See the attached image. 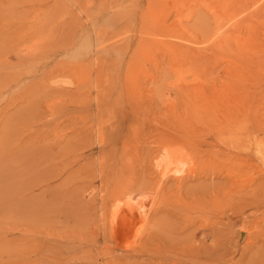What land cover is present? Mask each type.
<instances>
[{"label": "rangeland", "instance_id": "1", "mask_svg": "<svg viewBox=\"0 0 264 264\" xmlns=\"http://www.w3.org/2000/svg\"><path fill=\"white\" fill-rule=\"evenodd\" d=\"M49 1L0 0V264H264L262 0Z\"/></svg>", "mask_w": 264, "mask_h": 264}, {"label": "bare ground", "instance_id": "2", "mask_svg": "<svg viewBox=\"0 0 264 264\" xmlns=\"http://www.w3.org/2000/svg\"><path fill=\"white\" fill-rule=\"evenodd\" d=\"M32 1V0H31ZM34 1V0H33ZM51 1V0H50ZM49 1V2H50ZM253 2H254V0H252ZM256 1V3H261V2H259L258 0H255ZM256 3H253L252 4V6L254 5V4H256ZM262 3L264 4V0H262ZM261 3V5H259V6H261L262 8H264V6H263V4ZM246 4V3H245ZM242 5V4H241ZM241 5H239V7H238V9L241 7ZM248 5V4H247ZM243 6H244V4H243ZM242 6V7H243ZM257 6H258V4H257ZM260 7V9H262ZM49 8V7H48ZM52 8V7H51ZM246 8V7H245ZM242 9V8H241ZM240 9V10H241ZM247 9V8H246ZM259 9V10H260ZM48 10V9H47ZM255 10V11H254ZM253 11H252V13H250L249 14V19H254V20H256V19H258V18H260V16H261V11H259V10H257V8H256V6H255V9H254ZM49 12V11H48ZM54 12V11H53ZM242 12H243V9H242ZM240 13H241V11H240ZM241 14H243V13H241ZM238 16L239 15H235V14H230V15H227V18H226V20H227V22L225 23V24H223L224 23V20H222V16H220V15H218V16H216L215 17V22L213 21V23L214 24H218V22H219V24H218V26H213L211 23H208L206 20H204L203 22H201V25H200V29L202 28V31H203V33H204V36L205 37H209V39H208V41H210V48L211 49H214V50H216V49H219V48H225V46L226 45H228L227 47H230V45L231 44H233L234 46H235V48H236V54H237V56L238 57H241V56H243L244 54H246V47H247V45H246V41L245 40H243L241 37L243 36V35H238L237 33H240V26L242 25V23L245 21V19L246 18H241V17H239L238 18ZM264 16V15H263ZM230 24L229 26H227V24ZM212 25V26H211ZM202 26V27H201ZM28 27H31V26H29L28 25ZM253 27V26H252ZM252 27H250V28H252ZM35 28V27H34ZM27 29V28H26ZM30 29V28H29ZM28 29V30H29ZM99 29V28H98ZM97 29V30H98ZM253 29V28H252ZM30 31V30H29ZM81 31V30H80ZM26 32V31H25ZM99 32V31H98ZM98 32H97V34H98ZM202 33V32H201ZM243 33V32H242ZM263 33H264V31H263ZM96 34V35H97ZM237 34V35H236ZM254 33H253V31H252V35H253ZM248 36H250V35H248ZM255 36V35H254ZM97 37H98V35H97ZM101 37V36H100ZM78 38V37H77ZM48 39V38H47ZM206 39V38H205ZM251 40H252V38H251ZM75 41H77V40H75V37H67V39L65 40V42L63 43V48L64 49H69L70 47H72V46H74V44H75ZM256 41V40H255ZM104 43V42H103ZM102 43V44H103ZM174 42H172V44H173ZM202 43V42H201ZM252 43V42H251ZM205 44V43H204ZM253 44H255V43H253ZM181 46V45H180ZM249 46V45H248ZM177 47H179V46H177ZM36 48V47H35ZM52 48L53 47H49V45H48V48H47V50H48V52L46 51H44L41 47H40V49H39V51L37 52V53H41V55L40 56H38V58H42V57H51V55L53 54H51V50H52ZM114 48V47H113ZM180 48V47H179ZM178 48V49H179ZM202 48V47H201ZM200 48V49H201ZM209 48V49H210ZM41 49L43 50V51H41ZM180 49H182V48H180ZM185 49L186 50H189L190 51V49L188 48V47H185ZM197 49H199V48H197ZM203 49V48H202ZM204 49H207L206 47L204 48ZM31 50V49H30ZM249 51L251 50H253L252 48L251 49H248ZM51 51V52H50ZM248 52V51H247ZM198 53V52H197ZM200 53H202L201 51L199 52V54ZM257 53H260L259 51L257 52ZM262 53V52H261ZM27 55V54H26ZM37 55V54H36ZM248 55V54H247ZM16 57H17V55H15ZM107 56V55H106ZM255 56V55H254ZM206 57V56H205ZM259 57V56H258ZM19 58V57H18ZM247 58H248V56H247ZM89 60V59H88ZM243 60V59H242ZM249 60H251V59H249ZM236 62V61H235ZM242 62V61H241ZM258 62V61H257ZM17 63V62H16ZM16 63H14V64H16ZM236 63H238V62H236ZM256 64V63H255ZM259 64V63H258ZM257 64V65H258ZM243 65V64H242ZM229 66V65H228ZM230 66H231V64H230ZM233 67V66H232ZM246 67V66H245ZM231 68V67H230ZM242 68H244V67H242ZM226 69H228V67H226ZM236 69V68H235ZM238 69V68H237ZM237 69L236 70H233V71H237ZM228 70H230V69H228ZM244 70V69H243ZM245 70H246V68H245ZM19 71H21L20 69H19ZM243 74V73H241V71L240 72H236V74ZM229 74V73H228ZM232 74V73H231ZM227 75V74H226ZM245 76V74L243 75V77ZM246 77V76H245ZM228 78V77H227ZM230 78V77H229ZM238 78V77H237ZM231 79V78H230ZM234 79V78H233ZM230 81V80H229ZM238 81H239V79H238ZM232 82V81H231ZM241 82V81H240ZM233 110H235V109H233L232 107H230L229 106V104H226V106L224 107V118L221 120V121H223V122H231L233 119L232 118H227V116L229 115V114H231L232 112H233ZM240 109H236V111H239ZM243 110V109H242ZM244 111V110H243ZM242 111V112H243ZM204 113V112H203ZM237 114H238V112H237ZM235 115L236 117H234V118H236V119H239L240 117H242L243 116V113H239L238 115ZM208 117H210L209 119H212V120H214L213 119V115H211V116H208ZM246 117V116H245ZM208 119V120H209ZM232 119V120H231ZM253 125V124H252ZM99 137V136H98ZM230 157V156H229ZM231 161V160H230ZM232 162H233V160H232ZM237 162V161H236ZM237 172H238V170H237ZM229 175V174H228ZM227 175V176H228ZM231 177V176H230ZM233 178H234V176H233ZM232 179V178H231ZM76 192V191H75ZM74 193V192H73ZM227 193V192H226ZM75 194V193H74ZM72 196V195H71ZM71 198V197H70ZM218 199V198H217ZM80 200V199H79ZM227 211V210H226ZM231 212V211H230ZM220 214V213H219ZM224 215H226L225 214V212L223 213ZM222 214V215H223ZM228 216V215H227ZM227 218V217H226ZM171 229H173V228H171ZM182 229V228H181ZM185 230V229H184ZM218 232V231H217ZM216 235V234H215ZM177 237V236H176ZM181 237V236H180ZM174 238V237H173ZM207 238V237H206ZM246 238H248V237H246ZM158 239V238H157ZM176 239V238H175ZM249 239V238H248ZM162 239H160V241H161ZM166 240V239H165ZM171 240V239H170ZM177 240V239H176ZM207 240L208 239H206V240H204V244L207 242ZM217 241H218V238L215 236L214 237V243L212 244V245H214V244H216L217 243ZM192 245V244H191ZM194 245V244H193ZM249 246V245H248ZM205 248H206V246H204ZM246 247V246H245ZM250 247V246H249ZM248 247V248H249ZM215 248V247H214ZM243 248V247H242ZM246 249V248H245ZM203 251V250H202ZM208 251V250H207ZM245 252H246V250H244ZM190 261V260H189ZM192 262V261H191ZM175 264V263H174Z\"/></svg>", "mask_w": 264, "mask_h": 264}]
</instances>
